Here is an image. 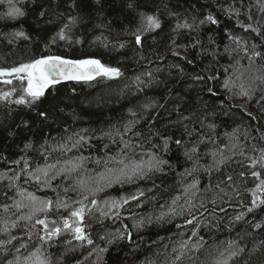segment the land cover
<instances>
[{"label":"trees","instance_id":"trees-1","mask_svg":"<svg viewBox=\"0 0 264 264\" xmlns=\"http://www.w3.org/2000/svg\"><path fill=\"white\" fill-rule=\"evenodd\" d=\"M48 57L115 74L0 76V264H264V0H0Z\"/></svg>","mask_w":264,"mask_h":264},{"label":"water","instance_id":"water-1","mask_svg":"<svg viewBox=\"0 0 264 264\" xmlns=\"http://www.w3.org/2000/svg\"><path fill=\"white\" fill-rule=\"evenodd\" d=\"M33 69L44 82V90L65 82L93 81L105 75V68L96 59L69 60L48 57L36 61Z\"/></svg>","mask_w":264,"mask_h":264},{"label":"rangeland","instance_id":"rangeland-1","mask_svg":"<svg viewBox=\"0 0 264 264\" xmlns=\"http://www.w3.org/2000/svg\"><path fill=\"white\" fill-rule=\"evenodd\" d=\"M106 74H109L110 76L111 75H114L115 74V71H106L105 72ZM15 75H24L25 77H27L29 80V92L31 95L35 96V97H38L40 95H42L44 93V82L39 80L37 78V75L33 69V64L31 65H27V66H21L19 68H16V69H12V70H4V71H1L0 72V76H8V77H11V76H15ZM109 207V205H108ZM107 205H102L101 207V212L104 214L106 213L108 210H110V208H108ZM83 220V215L82 214H77L74 218L73 221H66L65 222V226L66 227H69L71 226V224L75 221L77 223H81ZM78 230L80 232H83L85 230L84 226L83 225H80L78 227ZM34 258V257H33ZM37 258V257H36ZM35 258V259H36ZM38 259V258H37ZM15 263H18V261L14 262ZM21 264V263H20Z\"/></svg>","mask_w":264,"mask_h":264},{"label":"bare ground","instance_id":"bare-ground-1","mask_svg":"<svg viewBox=\"0 0 264 264\" xmlns=\"http://www.w3.org/2000/svg\"><path fill=\"white\" fill-rule=\"evenodd\" d=\"M100 62V61H99ZM104 66V65H103Z\"/></svg>","mask_w":264,"mask_h":264}]
</instances>
